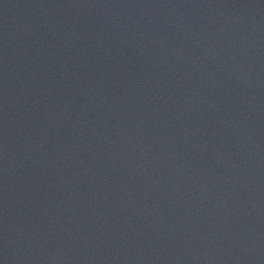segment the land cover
I'll return each mask as SVG.
<instances>
[{"label": "water", "instance_id": "obj_1", "mask_svg": "<svg viewBox=\"0 0 264 264\" xmlns=\"http://www.w3.org/2000/svg\"><path fill=\"white\" fill-rule=\"evenodd\" d=\"M0 264H264V0H0Z\"/></svg>", "mask_w": 264, "mask_h": 264}]
</instances>
